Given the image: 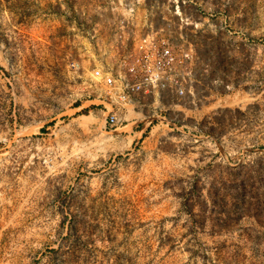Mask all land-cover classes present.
<instances>
[{
  "label": "rangeland",
  "instance_id": "obj_1",
  "mask_svg": "<svg viewBox=\"0 0 264 264\" xmlns=\"http://www.w3.org/2000/svg\"><path fill=\"white\" fill-rule=\"evenodd\" d=\"M114 2L0 0V264H264V0H123L188 58L109 124L59 34Z\"/></svg>",
  "mask_w": 264,
  "mask_h": 264
},
{
  "label": "built area",
  "instance_id": "obj_2",
  "mask_svg": "<svg viewBox=\"0 0 264 264\" xmlns=\"http://www.w3.org/2000/svg\"><path fill=\"white\" fill-rule=\"evenodd\" d=\"M97 15L77 19L66 13L59 39L69 70L85 71L102 88L97 104L106 108L109 124L153 90L172 86L182 93L177 69L188 55H175L169 37L145 12L116 0Z\"/></svg>",
  "mask_w": 264,
  "mask_h": 264
},
{
  "label": "bare ground",
  "instance_id": "obj_3",
  "mask_svg": "<svg viewBox=\"0 0 264 264\" xmlns=\"http://www.w3.org/2000/svg\"><path fill=\"white\" fill-rule=\"evenodd\" d=\"M181 69V68H180Z\"/></svg>",
  "mask_w": 264,
  "mask_h": 264
}]
</instances>
